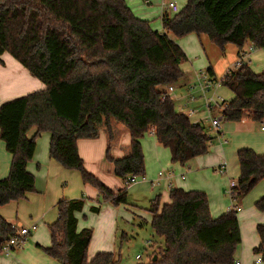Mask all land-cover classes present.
I'll return each instance as SVG.
<instances>
[{
	"label": "trees",
	"instance_id": "trees-1",
	"mask_svg": "<svg viewBox=\"0 0 264 264\" xmlns=\"http://www.w3.org/2000/svg\"><path fill=\"white\" fill-rule=\"evenodd\" d=\"M163 23L164 32L153 29L125 0H0V62L9 52L46 85L0 102V136L12 155L8 176L0 178V207L36 191L28 163L44 132L51 135L50 157L80 171L84 183L115 206L129 204L128 189L114 190L86 170L80 139H97L104 132L106 159L122 179L146 174L142 138L148 132L170 150L173 163L186 164L210 152L215 136L179 111L163 89L184 76L181 64L188 56L176 39L205 34L222 51L235 45L239 57L247 43L263 49L264 0H187ZM208 72L214 75L211 68ZM223 85L235 95L223 121H264V72L244 60L226 74ZM125 133L128 143L121 141ZM116 147L122 155L114 154ZM237 157L239 200L264 180V153L242 148ZM169 196L162 206L156 196L150 209L151 227L163 243L156 242L150 260L138 264H234L242 244L238 212L214 218L201 190L171 187ZM255 205L264 211V196ZM56 206L59 218L49 224L51 245L41 246L48 256L60 264H118L114 252L88 259L93 230L78 228L84 198L63 197ZM92 210L99 212V206ZM16 231L0 213V252ZM257 232L254 253L264 262V224Z\"/></svg>",
	"mask_w": 264,
	"mask_h": 264
},
{
	"label": "crops",
	"instance_id": "crops-1",
	"mask_svg": "<svg viewBox=\"0 0 264 264\" xmlns=\"http://www.w3.org/2000/svg\"><path fill=\"white\" fill-rule=\"evenodd\" d=\"M125 1L135 16L149 21L152 28L160 32L165 31L163 23L164 17L166 15L173 16V14H171L173 11L164 8L161 0ZM176 1L179 8H182L187 0ZM194 35L195 33H191L176 39L179 45L186 52L187 56L189 55L190 57L192 54L200 53ZM203 36L207 37V39H209V37L205 34L198 36L201 40V44L207 52L205 46L209 44L206 42L207 40H203L206 39L202 38ZM235 49L236 50H232V52L229 53L233 56V61L239 59L240 50L237 47ZM227 50L228 48L226 47L223 52H226ZM244 50L247 52L244 60L252 63L251 66H253V70H256L255 65H257V62H260V65L264 67V48L254 50L252 44L247 43ZM234 51L236 55L233 53ZM9 61L11 66H13V71L9 70L10 73L14 76L20 75L23 79H25L22 83L30 86V90L28 92L41 90L46 87L42 81L38 82L36 78L32 77L30 72L26 70L25 67L23 68L20 64L11 60ZM195 66H197L196 62H191V65H189L188 62L181 64L184 76L175 84L176 88L173 92L172 98L175 100V103L176 101L181 102V105L179 103L180 106H177L176 104L179 111L181 110L182 104L185 102L189 103V106L196 110V113L190 116L192 122H209V112L204 109L206 108L204 104V97L202 92L196 86L197 74L201 71H208V69L211 68L214 75L209 74L213 79L222 78L224 75L222 76L221 73L217 71V63L213 61L210 55L209 60L205 61L202 58L198 63V66L203 68L201 71H198ZM230 69L231 67H228V70ZM3 71L9 73L6 68ZM221 85L214 86L209 92H207V96L222 97L219 93ZM166 87L167 86H164L163 89H166ZM193 92L196 95L197 100L191 102L189 97ZM21 94L24 93L17 92L12 95H7L4 98H0V102L13 99ZM234 97L235 95L232 92V97L229 100L224 97L222 98L229 102L234 99ZM242 121L245 120L225 121V123L221 125L220 131L222 135H228L232 143L227 144L228 140L223 143L221 138L214 131H212V133L209 134L213 136L217 135L219 143H214L213 141L208 154L197 156L189 160L186 164H180L179 162L173 163L170 150L158 141L155 134L151 133L148 137H143L142 147L144 150L146 164V175L145 179L142 180L143 186L150 188L156 196H161V206L170 201L169 190L171 187H179L188 191L201 190L208 196L211 214L214 218L227 213L232 206V201L226 193L229 180L232 178H236V180H238L240 175V166L237 157L238 150L242 148H250L259 154L264 153V130L261 129L263 132L257 131L254 133L253 128H251L249 124H240ZM208 126L210 127V122L208 123ZM35 133L36 127L32 128L28 135L31 137ZM50 139L51 135L49 132H44L37 138L34 157L32 161L28 163V170L36 177V191L29 193L23 199L12 201L0 207L1 215L18 229L28 227L21 224L19 221L20 216H29L30 218H33L38 228L30 235L35 233L32 237L34 240L40 241V238L42 239V243L37 244L40 248L41 246H50L51 242L45 236L41 235L39 232V226L43 223L51 224L59 218L56 204L61 198H80L82 196H88V194L91 196L89 199L100 197L98 190H94V188H91L93 186L89 184H84L79 178V174H73L76 173L72 172L74 170L66 169L50 157ZM129 140L130 136L128 133L122 135V143H128ZM78 148L81 157L85 161V166L88 171L98 176L107 186H111L110 188H120L118 184L122 178L118 179L112 174V172L114 173V165L105 158L106 135L104 132H102L100 137L97 139H80L78 141ZM113 151L114 154L118 156L123 154V151L119 147L114 148ZM96 158L97 161H95ZM11 161L12 155L7 151L5 142L0 136L1 179L8 176ZM87 162L90 163L91 170L88 169ZM165 167H168L169 169L167 171H163V176H160L159 173L161 171L159 170ZM222 168H224V171L221 170ZM63 182H67V185L63 186ZM263 183L264 182H262L263 186L256 190L254 198H243L241 200L242 202H233L236 206L241 207V210L238 211V218L242 234L241 248L237 249L234 264H236V262H240L241 264H250L253 260H255V264L263 263V261L260 263L256 262V260L261 258V256L257 257L254 253V248L257 247L260 242L257 226L259 224H264V211H260L255 205L256 202L264 196ZM152 200L153 199L150 201V209ZM94 202L89 200L86 201L84 209L78 213L79 230L90 227H92L91 229L93 230L92 240L88 248V256H90L91 259L99 252H110L113 249L112 240L115 237L117 224V218L115 215L116 208L110 201H105L99 205H96V201ZM95 206H99V212H94L92 210ZM89 209L93 212L92 214L88 212ZM152 217L153 215L151 213V220ZM141 224L143 225V222ZM256 233L258 236H256ZM24 250L25 249L22 248L18 253L15 255L13 254L14 256L5 254L6 256H12L9 258L0 254V264H21L20 262H23ZM38 255L39 259H41L40 254ZM255 255L256 258L253 257ZM27 264L41 263L37 261V263Z\"/></svg>",
	"mask_w": 264,
	"mask_h": 264
},
{
	"label": "rangeland",
	"instance_id": "rangeland-1",
	"mask_svg": "<svg viewBox=\"0 0 264 264\" xmlns=\"http://www.w3.org/2000/svg\"><path fill=\"white\" fill-rule=\"evenodd\" d=\"M185 4L186 3H184V6H185ZM184 6H182V8ZM182 8H180V9H182ZM171 14L174 15L175 12L174 13L172 12ZM194 36L196 38L197 46L199 48L200 53L199 54H192L191 57L188 55L189 60L187 59V61H185V62H188L189 65H191V62H193V63L196 62V65H197V66H195L196 69L198 71H201V69H203V68H200L198 66V63L200 62V60L202 58L205 61L209 60V55H210L211 58L213 59V61L215 63H217L216 69H217V71H219L221 73L222 76L224 75V73H226V71L228 70V67H231L233 69L236 68L235 64L238 60L233 61L232 60L233 56L231 54H229L232 52V50H236L235 45H233V44L227 45L226 47L228 48V50L226 51L227 52L226 53V52H223L218 45L211 43L209 41V39H207V37L203 36L202 38H206L203 40H205V41L207 40L206 42L209 44V45L206 44L207 46H205L207 49V52H206L203 45L201 44L200 38L198 37L199 35H197L195 33ZM233 53L236 55L235 51ZM2 60H3V62H0V98H4L7 95H12V94L17 93V92L24 93V94H21L19 96L33 92V91L28 92L30 90V86L22 83L25 79H23L20 75L14 76L12 73H10V71H13V66H11L9 60L20 64V66H22L23 68L25 66L22 63H20L16 58H14L13 55L10 54L9 52H6L4 54V56H2ZM260 64H261L260 62H257V65H255L256 70H254V71H256L257 73L264 72V67L261 66ZM250 65H252V63H250ZM251 67L253 68V66H251ZM5 68L8 70L9 73L3 71ZM26 70H28V69L26 68ZM30 75L32 77H34L31 73H30ZM34 78H36V77H34ZM36 80H38V82L41 81L38 78H36ZM218 80H220V78H218ZM34 91H37V90H34ZM219 93H220V95H222V97H224L225 99H228V100L232 97V91L224 85H221V87L219 88ZM179 103L181 105L180 101H176L177 106H180ZM204 109L207 110L206 108H204ZM199 110H200V108H199ZM213 113L217 114V111L215 110V111H213ZM208 123H209L208 121H204V124L207 128L208 133H212V128H210L208 126ZM224 123H225V121H222V125ZM243 123L249 124V126L251 128H253L254 133H256L257 131L263 132L261 130V122L247 119L245 121H242L240 124H243ZM149 135H151V132H148L145 134V136H147V137ZM214 136L216 137V138H214V143H219L218 136L217 135H214ZM223 138L225 140H228L227 144L232 143L231 139L228 135H224ZM106 149H107V147H106ZM106 149H105V158H106ZM95 161H97V158ZM84 166H85V161H84ZM87 166H88V169L91 170V165L89 162H87ZM85 168H86V166H85ZM168 169H169L168 167H165V168H161L159 171H167ZM86 170H87V168H86ZM72 172H76L73 174H77V175L79 174L78 175L79 178L84 183L80 171L74 170ZM90 173H92V172H90ZM112 174L114 176H116L118 179H120V177L115 174V171H114V173L112 172ZM157 174H158V172H157ZM142 177L143 176H138V182L137 183H131L130 185H126L125 180L120 179V183L118 184L120 186V188H113L112 187L113 189H116V190L127 188L128 193H129V204L128 205H124V204H121L119 206L114 205V207L116 208L115 215L117 218V224H116L115 237L112 240V248L113 249L110 252H114L115 254H117L118 259H119L118 264H138L141 262H148L151 258L153 251L158 247L156 242L163 243V238L156 236L154 230L151 227V212L149 210L150 209V201H151V199H154L156 194L154 192H152L151 189L148 188L147 186H145V187L143 186V184H142L143 178ZM262 182H264V180L260 181L254 187V189L244 198H247V199L248 198L249 199L254 198V196L256 194V190H258L259 188H261L263 186ZM84 184H88V183H84ZM66 185H67V182H63V186H66ZM89 185H91V184H89ZM91 186H93V185H91ZM91 188H94V190L97 189L94 186ZM98 193H99V191H98ZM99 195H100V193H99ZM90 197L91 196H89V194H88V196H82L80 198H84L85 202L88 200L93 201V202L96 201V203H97L96 205H99V204H102L103 202H105L101 195L98 198L94 197V198L89 199ZM75 199H77V198H75ZM162 199H164V198H162ZM242 199L236 200V201L239 202ZM231 205H232V203H231ZM88 212H90L91 214L93 213L90 209L88 210ZM19 221L21 222L22 225L28 226V227H30L32 224L35 223L33 218H30L29 216L28 217L20 216ZM142 222H143V225L141 224ZM39 227H40L39 232L41 233V235L45 236L51 242V233L49 230V224L43 223V224H40ZM90 228H92V227H90ZM34 234L35 233H33L32 235H29L24 240L22 247L16 248L14 251H11L10 255L14 256L16 253H18L23 248L25 250H24V255H23V260H22L23 262H20L21 264L37 263V261H39L41 264H49V262H50V264H60L56 259L48 256L42 248L37 246L38 243H40V244L42 243V239L40 238V241L34 240L32 238ZM256 236H258L257 233H256ZM239 248H241V246ZM0 254H2L6 258L12 257V256H6L2 252H0ZM38 254H40L41 259H39ZM138 255H140L141 258H138L137 257ZM251 255H252V252H251ZM256 255L253 257L256 258ZM258 256H260V255H257V257ZM88 259L91 260V257L88 256ZM250 264H255V260H253V262H250Z\"/></svg>",
	"mask_w": 264,
	"mask_h": 264
},
{
	"label": "built area",
	"instance_id": "built-area-1",
	"mask_svg": "<svg viewBox=\"0 0 264 264\" xmlns=\"http://www.w3.org/2000/svg\"><path fill=\"white\" fill-rule=\"evenodd\" d=\"M162 6L166 9H169L175 13H177L180 8L177 4V2L175 0H162ZM247 55V52L242 53L241 56L239 57L238 61L235 64V67H239L241 65V63L244 61V57ZM233 70V68H231L230 70H228L224 76L222 78H220V80L218 79H213L211 77V75L209 74L208 71H201L197 74V83L196 86L199 88V90L202 92V95L204 97V104L205 107L207 109V111L209 112V122H210V128H212V131H214L222 140L223 143H225L227 140H225L223 138V135L221 133V125H222V121H223V111L228 107V101L224 100L222 97L220 96H207V92H209L214 86H218L223 84V79L226 76V74ZM175 84H171L168 85L166 87V93L168 96L173 95V92L175 91ZM189 100L191 102H194L197 100V97L194 93L190 94ZM217 110L218 113H213V111ZM181 112L187 114L189 117L194 115L196 113V110L192 107L189 106V103L185 102L182 104L181 106ZM261 129L264 130V121L261 122ZM152 134H154V132H151ZM222 171H224V168L221 169ZM163 171H161L159 173L160 176H163ZM143 179H145V176L142 177ZM125 180V184L126 185H130L131 183H136L138 181V177L137 176H129L127 177ZM238 182L236 179H231L229 180V184L226 190L227 195L230 197L231 201H232V206L230 208V210H235V211H240L241 207L240 206H236L233 202L236 201L235 199V194H236V190L235 188L237 187ZM229 210V211H230ZM38 228L37 224L34 223L32 224L30 227H22L20 229L16 228V234L14 236H12L9 241H7L3 248H2V253L6 254V255H10L11 251H14L16 248H20L22 247V244L24 242V240L34 231ZM138 258H141L140 255L137 256ZM257 263L262 262L261 258H258L256 260ZM236 264H241L240 262H236Z\"/></svg>",
	"mask_w": 264,
	"mask_h": 264
},
{
	"label": "water",
	"instance_id": "water-1",
	"mask_svg": "<svg viewBox=\"0 0 264 264\" xmlns=\"http://www.w3.org/2000/svg\"><path fill=\"white\" fill-rule=\"evenodd\" d=\"M156 258H157V256L154 257V259H156Z\"/></svg>",
	"mask_w": 264,
	"mask_h": 264
}]
</instances>
